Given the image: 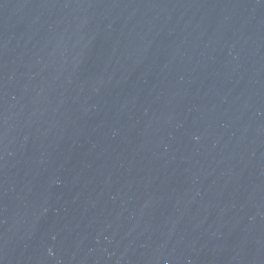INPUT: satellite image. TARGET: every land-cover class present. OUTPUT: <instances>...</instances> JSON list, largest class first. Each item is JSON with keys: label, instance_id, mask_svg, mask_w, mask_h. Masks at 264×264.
<instances>
[{"label": "water", "instance_id": "water-1", "mask_svg": "<svg viewBox=\"0 0 264 264\" xmlns=\"http://www.w3.org/2000/svg\"><path fill=\"white\" fill-rule=\"evenodd\" d=\"M0 264H264V0H0Z\"/></svg>", "mask_w": 264, "mask_h": 264}]
</instances>
